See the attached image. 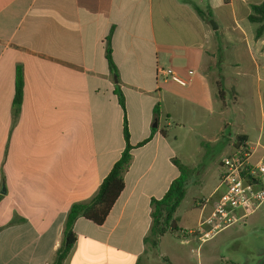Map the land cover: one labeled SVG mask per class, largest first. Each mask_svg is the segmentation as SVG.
<instances>
[{"label":"crops","instance_id":"crops-1","mask_svg":"<svg viewBox=\"0 0 264 264\" xmlns=\"http://www.w3.org/2000/svg\"><path fill=\"white\" fill-rule=\"evenodd\" d=\"M263 1L0 0V264H52L70 207L91 201L125 148L124 119L132 150L123 191L102 225L75 221L62 264H149L153 250L164 261L161 245L173 234L156 246L148 241L151 201L178 177L173 160L191 169L173 216L186 230L179 210L198 166L185 162L178 132L198 130L200 149L213 143L222 153L231 134L224 133L231 127L224 94H239L237 84L250 77L264 120V31L256 38L258 24L248 21L251 6ZM239 56L249 69L239 67ZM159 67L187 85L159 81ZM17 74L22 102L15 109ZM215 201L191 200L193 226L203 233L188 228L192 239L181 243L211 236L206 221Z\"/></svg>","mask_w":264,"mask_h":264},{"label":"rangeland","instance_id":"rangeland-1","mask_svg":"<svg viewBox=\"0 0 264 264\" xmlns=\"http://www.w3.org/2000/svg\"><path fill=\"white\" fill-rule=\"evenodd\" d=\"M236 60L240 63L239 67L242 69L250 68L247 58L239 56ZM235 72L238 73L239 69ZM246 80L245 82L239 81L237 84L239 94L235 92L234 88L231 93L226 91L224 94L225 100L227 102L230 101V111L229 113L227 112L225 117L228 120L227 123L231 125V127L226 128L224 133L225 135L231 134L224 143L225 148L222 153H219L218 148L213 143L200 149L201 132L198 130L190 134L187 133V130L178 132V134L185 136L183 143L184 152L186 153L185 162L198 165L193 170V175L194 177L196 175V177L188 183L187 197L179 210L181 216L186 215L188 217V222L184 224L186 230L173 234L176 237L166 235L160 251L165 260L158 259L157 254L159 252L153 250V259L150 258L149 264H229L231 262L243 264L246 260H264V199L244 219H238L242 214V212L238 211L235 214L233 223H230L222 230H213L210 234L211 236L202 243L196 239L187 244L181 243L186 238L192 239V235H188L189 229L194 231L195 237L203 233H199L196 226H193L195 222L192 219V215L195 212L189 211L188 208L193 205L191 203L193 198L203 199L207 203H212L216 200L215 197L218 198V195L222 192L219 180L221 169L218 168V163L229 155L230 149L235 147L236 138L242 136L237 134L240 133L238 130L240 129L239 124L244 125L252 141V147L248 145L251 148L250 150L254 149L253 147L259 137L258 143L260 144L254 149L255 152L253 150L252 160L262 159L264 161V120L260 119L259 88L253 77ZM217 118L219 117L213 115L211 125L217 126ZM260 122L262 123L263 132H259L257 126ZM175 131L173 129L172 136L176 134ZM187 138L189 139L188 141H186ZM211 139L212 137L210 141ZM199 174H201L200 178L197 177ZM213 225H210V227L212 228ZM185 234L186 236L184 237Z\"/></svg>","mask_w":264,"mask_h":264},{"label":"trees","instance_id":"trees-1","mask_svg":"<svg viewBox=\"0 0 264 264\" xmlns=\"http://www.w3.org/2000/svg\"><path fill=\"white\" fill-rule=\"evenodd\" d=\"M248 21L253 24H258L255 31V37L258 38L264 31V1L259 5L251 6V13L248 16ZM106 59L111 71L115 73V67L111 61L109 48L106 51ZM116 74V73H115ZM118 102L124 110V101L121 93L117 91ZM22 102V83L20 76L17 74L15 94L13 99L14 108H18ZM157 114V108L154 109ZM123 138L125 141V148L121 153L120 158L114 163L107 176L101 182L97 193L88 203L74 204L70 207L62 232V241L55 253L52 264H62L70 249L75 242V235L73 232V225L78 218H83L92 222L95 225H102L107 215L109 214L114 203L123 191L124 182L123 176L127 171L131 162L132 146L129 144V134L127 124L124 119ZM148 140L140 143L139 146L145 144ZM235 147L239 143L246 142L244 136L236 138ZM173 163L179 171V175L174 179L167 192L159 200L151 201V230L148 241H151L153 246L157 245L158 239L164 234H174L181 230L178 228L173 216L176 209L184 199L186 193V183L192 174V170L179 162L173 160Z\"/></svg>","mask_w":264,"mask_h":264},{"label":"built area","instance_id":"built-area-1","mask_svg":"<svg viewBox=\"0 0 264 264\" xmlns=\"http://www.w3.org/2000/svg\"><path fill=\"white\" fill-rule=\"evenodd\" d=\"M187 75L191 77L193 72L188 71ZM156 77L162 82L171 80L180 86L187 85L186 80L169 68H157ZM250 149L246 142H242L220 162L222 192L206 221L209 225L214 224L215 231L233 223L238 211L242 212L238 219H244L264 199V161L252 160L253 150Z\"/></svg>","mask_w":264,"mask_h":264},{"label":"flooded vegetation","instance_id":"flooded-vegetation-1","mask_svg":"<svg viewBox=\"0 0 264 264\" xmlns=\"http://www.w3.org/2000/svg\"><path fill=\"white\" fill-rule=\"evenodd\" d=\"M229 264H237V263H229ZM243 264H264V260H254V261H249V260H246L244 261Z\"/></svg>","mask_w":264,"mask_h":264}]
</instances>
